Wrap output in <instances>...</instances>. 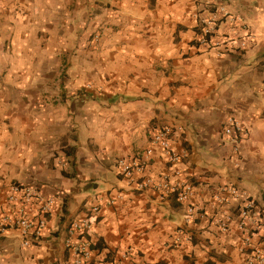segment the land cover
Wrapping results in <instances>:
<instances>
[{
  "label": "crops",
  "instance_id": "0c3cea01",
  "mask_svg": "<svg viewBox=\"0 0 264 264\" xmlns=\"http://www.w3.org/2000/svg\"><path fill=\"white\" fill-rule=\"evenodd\" d=\"M231 116L249 131L237 146ZM159 125L189 156L174 164L155 147L135 179L193 182V212L117 165ZM17 183L56 198L26 243L3 221L18 215ZM235 188L264 220V0H0V264H75L70 229L87 218V264H246Z\"/></svg>",
  "mask_w": 264,
  "mask_h": 264
},
{
  "label": "built area",
  "instance_id": "2783aa9c",
  "mask_svg": "<svg viewBox=\"0 0 264 264\" xmlns=\"http://www.w3.org/2000/svg\"><path fill=\"white\" fill-rule=\"evenodd\" d=\"M216 26L217 20L215 19L208 20L205 23L202 34L203 43H210V37L213 35ZM88 87L90 88V86ZM224 131L226 136L235 142L236 146L249 136L248 129L235 116L229 117ZM175 134L174 127L159 125L151 137V145L141 158L129 159L120 157L117 160V165L126 178L136 181L138 190L152 187L153 190L158 192L161 201H165L172 194H175L177 200L185 205L189 212H193L194 207L191 203L195 192L193 182L188 180L172 182L168 175L163 176L162 180L158 182L152 178H145L142 181L135 179L136 175H143L146 172V164L154 153L155 147L162 148L170 162L174 164L183 162L188 158L189 151L187 149L178 150L175 148L178 142L177 135ZM181 173L179 169L175 171L176 175H181ZM232 193L235 197L243 200L239 209L238 227L246 234L245 243L248 248L246 264H264V220L257 216L261 208L253 198L246 196V194L240 192L238 189H232ZM119 197L121 195L110 197L109 203H116ZM9 199L18 204V215L15 217H4V223L15 226L25 243L41 236L47 226L48 216L54 210L56 198L45 194L37 186L17 183L12 185ZM34 205L38 206V213L36 216H31L29 210ZM92 212L94 215H99L101 212L100 205H95ZM92 226L93 222L89 218L74 221L71 226L70 233L82 238L75 247L77 255L75 264H87L92 257L91 241L88 237ZM222 226L227 230L226 224L223 223ZM181 233L185 234L183 230H180V235ZM180 237L177 238L178 241L181 239ZM185 237L187 240L190 239V236L187 237L185 235ZM255 237L259 238L257 243L254 242ZM115 264H123V262L119 261Z\"/></svg>",
  "mask_w": 264,
  "mask_h": 264
},
{
  "label": "trees",
  "instance_id": "16d2710c",
  "mask_svg": "<svg viewBox=\"0 0 264 264\" xmlns=\"http://www.w3.org/2000/svg\"><path fill=\"white\" fill-rule=\"evenodd\" d=\"M198 31H200L201 32V29H198ZM211 38V37H210ZM200 42H196V44H199ZM193 44H195V41H193ZM68 154L67 155H70V156H73V152L72 151H69V152H67ZM63 211H64V213L67 211V207H66V204L64 205V207H63Z\"/></svg>",
  "mask_w": 264,
  "mask_h": 264
},
{
  "label": "rangeland",
  "instance_id": "374dc122",
  "mask_svg": "<svg viewBox=\"0 0 264 264\" xmlns=\"http://www.w3.org/2000/svg\"><path fill=\"white\" fill-rule=\"evenodd\" d=\"M99 34H101V32H94L95 36H98Z\"/></svg>",
  "mask_w": 264,
  "mask_h": 264
}]
</instances>
